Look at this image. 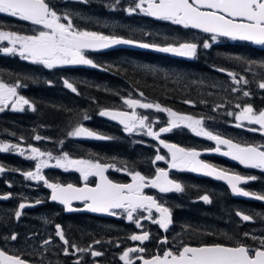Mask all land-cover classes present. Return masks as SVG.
<instances>
[{
    "label": "flooded vegetation",
    "instance_id": "obj_1",
    "mask_svg": "<svg viewBox=\"0 0 264 264\" xmlns=\"http://www.w3.org/2000/svg\"><path fill=\"white\" fill-rule=\"evenodd\" d=\"M64 1V8H67V10H61L68 12L69 16H74V24L76 26L79 25V21L82 19H92L93 21L94 19H100V17L108 15L109 11L111 12L114 10L110 7V5L114 3V0H88L87 3H84L82 0H46L55 11ZM127 2L132 3V0H121L114 11L118 10L117 12L121 13L123 15L122 18L128 20L131 26H135V28L142 27L143 30L149 31L150 34L146 35L148 39H138L120 33H109L105 30H98L90 25L89 28H82V30L95 31L105 35H116L140 42L161 45L159 40L162 36L171 37L175 34L174 30L176 28H184L182 25H176L167 20L155 19L140 12L129 15L125 11L128 4ZM59 13L58 15H67L64 12H60V10ZM0 15L7 16L10 22L6 28L0 27V31L16 32L19 35H32L35 32V28L41 29V26L32 25L31 22L23 21L7 14ZM116 18L118 20L121 19V17ZM28 25H30V27ZM25 26L27 30H25ZM158 27L168 32L169 36L159 33L157 30ZM187 29L194 31L190 28ZM194 32L199 33L204 39L211 38V36L205 33L198 31ZM218 40L221 42H223V40L239 42L224 37H218ZM239 43H245L252 48L264 50V45H257L252 42ZM136 53L158 54L157 51L138 50L134 48L87 50L85 54L92 59L98 67L93 68L88 65H63L57 66L55 69H62L65 67L77 73L79 70L87 69L101 71L104 70V68L101 67L100 63H113L115 59L120 58H134L136 57ZM161 54L173 55L171 53ZM8 55L10 54L0 52V59ZM10 56L19 57L18 55ZM27 61L31 62L30 60ZM234 69L238 70V63L235 61ZM107 74L110 75L108 72ZM0 81L10 85L14 84L13 82H6L1 78ZM111 88L115 90V93L110 95L116 98L114 100L116 105L108 109L122 110L131 113L133 109L128 108V106L124 104L125 99H139L145 103L156 104L143 100L140 95V89L137 87L126 84L119 85L117 83H107L106 90L109 91ZM28 90L29 87L27 86L21 87L22 95L27 100H29L26 95ZM30 104L32 103L30 102ZM161 107L166 108L164 106ZM171 110L177 114L190 115L195 118V116L185 110ZM135 111L138 116L146 115L149 117V121H146V123H151L153 131H158L160 127L167 126V122L171 119L167 112H159L155 108H136ZM16 113H18V111L10 109L0 113V124L1 122L6 123L5 128L3 125L0 127V137L4 140L12 141L11 143L15 141L14 114ZM99 121L104 124H93L89 126V128H91L90 131L108 137V139L88 137L85 139L78 138L72 140L71 146L62 147L60 158L64 153H67L70 159L91 160L103 165H112L113 167H109L104 174L112 182L120 184L132 183V177L129 175L130 172H140L141 175L152 179L156 176V170L158 168L165 170L168 172L169 179L180 183L184 187V192L176 193L173 191L161 193L158 188L152 187L144 188L143 192L145 195L153 196L158 203L169 208L172 223L169 224L168 229H162L158 224L152 223L150 219H144L143 217H147L149 214L143 210H137V212L133 214L134 217L141 218L140 223L142 228H137L134 222L129 221L127 219V213L123 210H114L117 212V215H94L84 210L85 202L72 201V208L77 210L67 211L65 206L61 203L50 201L51 189H49L43 181L34 180L31 184L34 189L27 195V190L29 189L21 186L24 183L27 184L23 173L29 171L34 172L36 170V163L35 160L21 157L14 151L10 153H0V167L5 169L3 173H0V196L7 197L6 199H0V250L6 251L9 255L20 256L21 259L32 264H76L77 261H79V264H124L119 257L125 250L128 248L143 247L145 249L143 253L130 254L132 264H143L142 260L136 258L137 256H142L144 259H151L155 255H163V252L166 250L177 252L185 244L192 247L212 244H222L225 246L244 244L253 249L260 247V245L250 244V241H254V239L251 238L252 234H254V230L250 231V229H245L244 227L239 228V220L243 223H250L252 219L250 221H243L241 217L236 214L239 212L238 205L240 202L254 200V198L238 197L233 194L225 184L207 177L200 172L170 168L171 153L169 150L162 147L160 140L186 149H195L200 153L198 159L231 174L253 176L255 172L264 173V170L244 168L238 162L229 160L222 155L224 151H227V146L219 145L220 152H216L214 150L217 147L215 141L208 140L204 136H196L189 128L183 125L173 128L171 132L161 133L159 139H156L146 135V129H142L139 134H136L135 131L129 133L126 132L124 126L120 124L110 122L103 118L99 119ZM95 126L98 130H95ZM100 126L102 128L104 127L105 130L99 129ZM254 128L259 127L255 125ZM237 129L242 130V127H237ZM237 129L235 128L236 131ZM210 131L214 135H220L223 138L231 139L241 145L264 144V135L259 131H247L248 135H252L247 141L237 136L229 137L224 131ZM134 138H138L143 142L134 145L132 143ZM116 139L117 141H119V139L120 141H128L129 144L133 145L131 148L119 147L121 149L126 148L130 153L120 150L123 153H118L113 156L107 155L104 159H99L94 156L92 146L102 141L115 142ZM55 150L57 151V149ZM107 150L108 149H101L98 153L104 156ZM157 155H162L165 159L156 161L155 157ZM54 165L55 163H49V167L43 168L40 173L49 183H59L62 185L71 183L76 187H84L85 183H87L88 186L95 187L96 183L99 182V178L95 176H90L88 181L85 182L81 174L75 171L74 168L69 167L66 171L64 168H57L54 167ZM263 173L260 174L264 175ZM251 182L252 181H249L247 184H241L240 187L248 190ZM203 195H208L211 202L205 203L201 199ZM36 201L41 202L37 204ZM20 203H24L27 206L21 210L22 214L19 219H17L15 217V212L18 210ZM218 210L221 211L218 212ZM221 214L225 215V217L222 218V216H220ZM242 214L246 215L244 213ZM152 216L157 219L159 218V214L155 212V209L152 210ZM56 225L61 226L65 238L69 241V246H67L69 253L72 254H64V248L66 246L56 235ZM222 225H225L227 228L228 226L231 227L229 235L221 233ZM143 232L149 234V239L147 241L141 243L140 241H132L130 239L131 235H142ZM243 233L250 234V236L247 237L248 239L244 241L245 243L239 241ZM13 234L17 237L15 240L10 238ZM165 239L167 243H162ZM45 240H50V243L44 244ZM96 241H100V243H95ZM71 245H75L76 248L73 249ZM81 248L85 249V251H78V249ZM92 250L100 251L103 255L93 257L91 255Z\"/></svg>",
    "mask_w": 264,
    "mask_h": 264
},
{
    "label": "snow or ice",
    "instance_id": "obj_2",
    "mask_svg": "<svg viewBox=\"0 0 264 264\" xmlns=\"http://www.w3.org/2000/svg\"><path fill=\"white\" fill-rule=\"evenodd\" d=\"M87 3L88 0H83ZM121 0H114L110 5L114 10L120 4ZM125 11L131 15L137 12L144 15L155 17L160 20L171 21L173 24L182 25L184 28L200 29L204 33L211 34V41H217L218 37H226L231 40L250 41L257 45H264V0H132V4L125 8ZM0 14H7L11 17L19 18L23 21L31 22L32 25L41 26L42 30H35L32 35H19L16 32L0 31V41H7L11 47L0 48V52L6 54L17 53L21 58L30 60L34 64H41L48 69L63 65H88L93 68L98 67L85 52L87 50L107 49L115 45H135L141 48H152L162 53H171L180 57L193 58L197 55L198 45L194 42H181L177 44L169 43L159 45L155 43L140 42L134 39H127L116 35H105L95 31L79 30L74 27L72 20L68 15H58V13L46 2V0H0ZM67 21V23L62 22ZM17 45L19 46L17 48ZM204 49L211 47L208 41L202 44ZM232 59L252 66H258L264 70V62L257 65L256 61L245 60L243 57H232ZM221 72H227L232 81L236 85H247L248 79L233 71L226 69H217ZM64 84L72 92L76 93L77 88L68 80H64ZM20 84L10 85L0 81V112L4 111L8 102H12L13 110H24V105H30L29 100L17 94V88ZM258 87L264 90V78L258 82ZM233 91H239V88H233ZM143 96V93H140ZM245 97L249 96L248 91H244ZM185 103H192L185 101ZM124 104L128 108L133 109L131 113L126 111H110L102 110L99 115L109 117L112 120H118L124 125L126 132H133L137 128L146 129V135L159 139L161 133H168L173 128L184 127L189 128L196 136H204L208 140L215 141L217 147L214 149L220 152L219 145L227 146V151L222 155L230 156L233 160L239 161L240 164L249 167L264 170V144L253 145L234 143L231 139L222 138L220 135H214L211 131H207L202 125V119H195L190 115H180L168 108L161 107L160 104L145 103L139 99H125ZM217 107H220L219 105ZM236 108L239 112H228L229 116H234L236 121L248 124L258 125L259 128H249V131H259L264 135V110L255 111L251 105L241 106L237 104ZM152 109L155 108L159 112H167L171 118L167 122V126L160 127L158 131H153L149 117L146 115L138 116L135 109ZM35 111V108H32ZM84 120L90 119L85 115ZM242 123H237L236 127H241ZM70 137L86 136L96 139H108L103 135L90 131L83 126H77L68 133ZM40 140V136L35 137ZM160 143L171 153L170 168L188 170L192 172H200L206 176L215 177L218 180H226L233 194L244 197H251L264 201V195L250 192L240 187L241 184H247L249 181L257 179L256 176H243L240 174H229L224 170L217 169L215 166L205 163L198 159L200 153L195 149H186L175 144H168L160 140ZM16 144H0V152H8L17 149ZM32 160H37L35 171L23 173L26 179L43 181V183L51 189V200L58 201L65 206L67 211H74L71 204L72 201H83L88 211L93 213H107L108 215H117L114 210H123L127 213V219L134 222L137 228H142L141 218L134 217L137 210H143L149 215L143 217L150 219L152 223L158 224L160 228L167 230L169 224L172 223L171 212L168 207L158 203L157 200L150 195H145L143 190L146 187L158 188L161 193L184 192V187L168 178V172L163 169L156 170V176L149 179L140 172H130L132 183L120 184L114 183L104 174L112 165H103L91 160L70 159L67 153L61 158L56 159L54 167L64 168L66 171L69 167L81 174L85 182L90 176L99 178V182L95 187H90L85 183L84 187H76L69 183L62 185L59 183H49L41 170L49 167L48 161L40 159L45 155L38 147H31ZM23 155V150L20 151ZM51 157V153H47ZM165 157L157 155L156 161L164 160ZM119 170V169H118ZM5 169L0 167V173ZM7 198V197H3ZM201 199L205 203H210L208 195H203ZM41 201H36L40 203ZM27 205L20 203L15 217L19 219L22 211ZM159 214V218L152 216V210ZM243 221H250L252 217L236 213ZM56 235L63 241L64 254L69 255V241L65 238L60 225H56ZM246 237L249 233H244ZM15 240L17 237L13 234L10 237ZM256 239V237H251ZM130 239L132 241H140L143 243L149 239V234L143 232L142 235L133 234ZM260 247L250 248L244 244L236 246H225L222 244L202 245L192 247L187 244L183 245L180 250L173 252L166 250L163 255H155L151 259H144L137 256V259L143 261V264H264V238H260ZM50 243L45 240L44 244ZM95 243H100L96 241ZM162 243H167L163 240ZM73 249L75 245H71ZM91 247V246H90ZM84 252L85 249H78ZM143 247L128 248L119 259L124 264H132L130 259L131 253H143ZM93 257L103 255L100 251H91ZM0 264H27L20 256L9 255L6 251L0 250ZM79 264V261L76 262Z\"/></svg>",
    "mask_w": 264,
    "mask_h": 264
},
{
    "label": "trees",
    "instance_id": "obj_3",
    "mask_svg": "<svg viewBox=\"0 0 264 264\" xmlns=\"http://www.w3.org/2000/svg\"><path fill=\"white\" fill-rule=\"evenodd\" d=\"M9 23L7 16L0 15V27L6 28ZM175 32L180 36L184 33L186 37L195 35L202 39L199 33L185 28H176ZM236 56L259 64L264 62V50L252 48L245 43L225 40L212 44L208 49H200L194 58L161 53H136L134 58H120L115 59L113 63H100L104 70L87 69L79 70L78 73L65 67L48 69L40 64L8 55L0 59V78L6 82L29 87L26 95L35 108V111L25 110L14 114L15 142L28 139L32 144L40 147L47 145L49 149L71 146L72 142L70 140L66 142V138L73 127L82 122L90 126L97 123L103 125L104 123L99 121L101 119L99 112L116 105L114 101L116 98L110 95L115 93V90L112 88L106 90L107 83L137 87L143 93V100L170 109L185 110L193 116L219 120L220 122L214 124L226 130L228 127L224 118L228 112L237 110L235 102L244 91H248L252 96L255 110H264L263 91L255 89L253 84L250 85L251 89L242 85L240 91L235 94L232 90L234 83L231 77L227 72L217 70L223 68L234 71V61L239 65H245L232 59ZM244 69L242 73L239 71V74L251 80L252 77ZM258 73L264 74V70L258 68ZM64 80L72 83L78 92L74 93L66 88ZM253 80L258 83L260 79L256 77ZM218 105L219 109L215 110ZM85 115L90 119L84 120ZM2 125L5 128L6 123L1 122L0 127ZM94 128L98 130L96 126ZM99 129L105 130L101 126ZM36 136H41L44 140L37 142ZM92 147L94 156L104 159L107 155L113 156L123 153L122 151L130 153L126 148L119 147L131 148L133 145L128 141L116 139L115 142L102 141ZM101 149H108L104 156L98 153ZM260 173H254L253 176L257 179L251 182L248 191L264 195V175ZM242 202L238 205L239 212L252 217V221L243 223L239 220V228L254 230L252 237L256 239L250 241V244L260 245V238H264V202L257 199ZM220 216L225 217L222 214ZM230 228L222 225L221 233L229 235ZM243 234L239 241L245 243L248 238Z\"/></svg>",
    "mask_w": 264,
    "mask_h": 264
},
{
    "label": "rangeland",
    "instance_id": "obj_4",
    "mask_svg": "<svg viewBox=\"0 0 264 264\" xmlns=\"http://www.w3.org/2000/svg\"><path fill=\"white\" fill-rule=\"evenodd\" d=\"M109 1H111V0H109ZM62 3H63L62 5H59L56 8V12L58 14H60L59 13V10H60V12H64V13H66L68 15V12H65V11H62L61 10V9L67 10V8H64L65 1L62 2ZM127 3L128 4H127L126 8L132 4L130 2H127ZM117 11L118 10H116V11L113 10L111 12L109 11L108 15L103 16V17H100V19H96V20L94 19L93 21H92V19L91 20L90 19H82V20L79 21V25L78 26H76L74 24V16H69V15L68 16L72 20V23H73L74 27H76L79 30H82V28H89V25H90V26H92V27H94V28H96L98 30H105L106 32H109V33H120L122 35L136 37L138 39H146L148 37L146 35H149L150 34L149 31L143 30L142 27L135 28V26H131V24L129 23V21L123 19L122 18L123 15L121 13L117 12ZM116 17H121V19L118 20ZM62 22L67 23V21H63V20H62ZM89 22H91V23H89ZM34 30H42V29H36L35 28ZM157 30L159 31V33L167 34L169 36L168 32H166L162 28L158 27ZM183 34L184 33H182V36H180V35H177V33L175 32V34L172 35L171 37H164V36H162V38L159 40V43H161V45H163V44L166 45V44H169V43L177 44V43H181V42H194V43H197V45H198V49H197V53H198V51L200 49H203L202 44H203L204 41H208L211 45L212 44H218V43L221 42L218 39H217V41L213 42V41H211V38H205L204 39L202 37L203 39H201L200 37L195 36V35H193V37L192 36L186 37V35L185 34L183 35ZM3 47H11V45L7 41H0V48H3ZM18 47L19 46L17 45V48ZM10 55H18L20 57V55L18 54V52L17 53H14V54H10ZM173 56H177V55L173 54ZM181 58H189V57H181ZM257 65H259V63H257ZM54 68H52V69H54ZM258 68H259L258 66H252L251 67V70H248L249 69V65H246L245 64V65L242 66V65H239V63H238V70H235L234 69L233 72L239 73V71L241 72L242 69H244L246 71V73L249 74L252 77L251 80L247 77L249 83L247 85H245V86L249 88L250 85L253 84V86H254L255 89L264 92V90H262V89H260L258 87V83L254 82V80H253L256 77H258L259 79L264 78V74H261V73L259 74L258 73ZM16 84H19V83H16ZM16 84H13V85H16ZM242 85L243 84H241V85L234 84V88H239L240 89V87ZM21 87H22V85L17 88V94L20 95V96H23L22 95V92H21ZM250 89H251V87H250ZM239 91H234V92L236 94ZM252 100H253L252 96L249 95V96L245 97L244 95H242V96H240V97L237 98V100L235 102V106L237 104H240L241 106L251 105L253 107ZM11 105H12V102L9 101L7 107L4 108V111L7 110V109L13 110V108H12ZM30 105H31V107L29 105H24L23 106L24 107V110L23 111H25V110H32L33 106H32V104H30ZM0 106H2V105H0ZM218 109H219L218 107H215V110H218ZM254 110H255V108H254ZM14 111L21 112L19 110H14ZM239 111H240V109L237 108V110H234V111H231V112L237 113ZM255 111H257V110H255ZM257 112H259V111H257ZM195 118L196 119H202L203 120V125L202 126L206 130H208V131H210V130L224 131V132H226L228 134L229 137H231V136H237V137L241 138L244 141H247V140H249L252 137V135H248L247 131H249L248 130L249 128H254V126H255L254 124H248L246 121H244V122L236 121L235 118H234V116H229L228 114L224 118V119H226L225 125L228 127L226 130H224L223 128H221L219 125L214 124V122H216V123L220 122L219 120L218 121H213V120H211V119H209L207 117H204V116H195ZM237 123H242V126H241L242 127V130L237 129V127H236V124ZM77 126H83V127L87 128V129L91 130V128H89L90 125H87L85 122H82L80 124H77L75 127H73L71 129V131L74 128H76ZM235 128L237 129V131L235 130ZM244 129H246V130H244ZM141 131H142L141 128H137L135 130L136 134H139ZM133 135H132V137H133ZM78 138L85 139V138H88V137H86V136L70 137V136L67 135L66 142H68L69 140H71V142H72V140H76ZM134 139L132 140V143L134 145H137V144L143 142V141L139 140L138 138H134ZM40 140H44L43 137H41ZM40 140H35V141L38 142ZM11 142L12 141H7V140H4V139H2L0 137V144H9V145L16 144V145L19 146L17 149H12V150L8 151L9 153L15 151V153L17 155H19L21 157H24V158H27L29 160H32V159L29 158L32 155V153H31V147H38L42 152L45 153V155L43 157H40V159L47 160L48 161V164L49 163L50 164L56 163V159L57 158H60L61 149H62L61 146L59 148H57V151H59V152H57L55 150L56 148L55 149H49L47 147V145H44V147H40L37 144H32V141L31 140H28V139H25V141H19V142L13 141L14 143H11ZM64 147H66V146H64ZM21 150H23V152H24L23 155L20 154V151ZM0 153H7V152H0ZM47 153H51L52 154L51 157H49L47 155ZM37 162L38 161L35 160V163H37ZM25 180L27 181V184L24 183L21 186H24L27 189H29V190H27V193H28L27 195H29V193L32 192L33 189H34L33 186L31 185L34 180H30V179H26V178H25Z\"/></svg>",
    "mask_w": 264,
    "mask_h": 264
},
{
    "label": "water",
    "instance_id": "obj_5",
    "mask_svg": "<svg viewBox=\"0 0 264 264\" xmlns=\"http://www.w3.org/2000/svg\"><path fill=\"white\" fill-rule=\"evenodd\" d=\"M153 18H155V17H153ZM155 19H157V18H155ZM192 29V28H191ZM193 30H196V31H199V32H202L200 29H193ZM202 33H204V32H202ZM206 34H208V35H211L210 33H206ZM239 41V40H238ZM244 42H250V41H244ZM114 48H134V49H138V50H154V49H152V48H149V49H145V48H141V47H138V46H135V45H115V46H112V47H110V48H107V49H114ZM106 110H109V109H106ZM110 111H122V110H110ZM130 113V112H129ZM101 118H103V119H105V120H108V121H110V122H113V123H117V124H120L119 123V121L118 120H112L111 118H109V117H102V116H100ZM120 125H122V124H120ZM122 126H124V125H122ZM223 138V137H222ZM225 139H227V138H225ZM234 142V141H233ZM166 143V142H165ZM234 143H236V142H234ZM161 144V143H160ZM169 144V143H168ZM162 145V144H161ZM162 147H164L163 145H162ZM165 148V147H164ZM167 149V148H166ZM168 150V149H167ZM226 158H228L229 160H231V161H235V162H238L239 163V161H236V160H233L230 156H225ZM240 164V163H239ZM242 165V164H241ZM244 168H249V167H246V166H244V165H242ZM229 174H231V173H229ZM204 175V174H203ZM206 176V175H205ZM207 177H210V176H207ZM210 178H212V179H214V180H216V181H219V182H221V183H223V184H225L226 186H228L229 187V189L231 190V187L229 186V184L227 183V181L226 180H218V179H216L215 177H210ZM240 186V185H239ZM236 196H238V195H236ZM238 197H241V198H243L244 196H238ZM3 197H1L0 196V199H2ZM50 201L51 202H58V201H52L51 200V197H50ZM74 201H76V200H74ZM84 210L86 211V212H88V213H90V214H94V215H100V216H106V215H108L107 213H93V212H90V211H88L87 209H86V207L84 208ZM119 210V209H118ZM27 264H32V263H29V262H27Z\"/></svg>",
    "mask_w": 264,
    "mask_h": 264
}]
</instances>
